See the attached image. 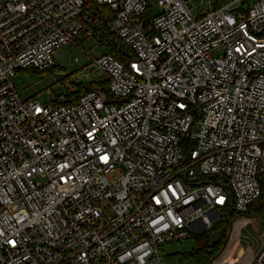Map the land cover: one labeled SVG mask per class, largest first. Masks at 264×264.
<instances>
[{"label":"built area","instance_id":"built-area-1","mask_svg":"<svg viewBox=\"0 0 264 264\" xmlns=\"http://www.w3.org/2000/svg\"><path fill=\"white\" fill-rule=\"evenodd\" d=\"M96 1L134 59H92L114 102L94 89L66 105L23 100L14 79L93 37L84 0H0V264H163L162 246L261 195L264 0H201L198 13ZM242 219L212 264H264V224L256 243Z\"/></svg>","mask_w":264,"mask_h":264},{"label":"rangeland","instance_id":"rangeland-1","mask_svg":"<svg viewBox=\"0 0 264 264\" xmlns=\"http://www.w3.org/2000/svg\"><path fill=\"white\" fill-rule=\"evenodd\" d=\"M186 1L194 13H198L203 7L201 0ZM155 9L157 10L156 7ZM96 40L98 39L94 37L87 38L79 42L78 45L65 46L56 51L54 53V66L48 71L24 70L18 72L14 83L20 97L23 100H31L40 96L44 103H48L53 97L67 95L72 90L74 91L76 84L105 78L104 73L95 70L92 66V59L106 54L105 49ZM218 220L214 222V225ZM242 220L247 221L242 227V235L253 237L257 243L262 234L264 214L253 219ZM241 225H244L242 221L236 224L239 228ZM195 248L196 243L193 239L162 246L163 264H201L195 259H186L182 256L183 253L191 252ZM243 259L244 254L237 262L240 263ZM242 263L245 264L246 260H243Z\"/></svg>","mask_w":264,"mask_h":264},{"label":"trees","instance_id":"trees-1","mask_svg":"<svg viewBox=\"0 0 264 264\" xmlns=\"http://www.w3.org/2000/svg\"><path fill=\"white\" fill-rule=\"evenodd\" d=\"M251 1L252 0H246L245 5L249 7ZM84 13L93 17V24L90 25L91 29H93V37L98 39L96 41L105 49L106 54L114 56L123 63H128L134 59L133 52L124 44L113 29L116 15L109 6L100 5L96 0H84ZM154 18L155 6L151 1L144 15L146 31L151 34H153V32L150 31L149 28ZM94 89L102 90L107 97L110 98L108 81L106 79H101L98 81L76 84L74 86V91L66 95V100L63 103L66 105L76 103L80 98ZM110 100L114 102L111 98ZM258 180L261 187L259 199L255 201L244 214L237 212L231 204L220 211L219 220L211 229L201 233H195L190 237V239L195 241L196 248L191 252L183 253V258L195 259L201 264H212V261L225 246L229 237V231L235 221L241 218L253 219L264 214V173L259 175Z\"/></svg>","mask_w":264,"mask_h":264},{"label":"bare ground","instance_id":"bare-ground-1","mask_svg":"<svg viewBox=\"0 0 264 264\" xmlns=\"http://www.w3.org/2000/svg\"><path fill=\"white\" fill-rule=\"evenodd\" d=\"M242 222H243V224H244V223H247V221H246V220H242ZM237 224H238V223H237ZM237 229H239V227H238V226H236V230H237Z\"/></svg>","mask_w":264,"mask_h":264},{"label":"water","instance_id":"water-1","mask_svg":"<svg viewBox=\"0 0 264 264\" xmlns=\"http://www.w3.org/2000/svg\"><path fill=\"white\" fill-rule=\"evenodd\" d=\"M230 231H231V229H230ZM230 231H229V234H230ZM224 248V247H223ZM223 250V249H222ZM222 252V251H221ZM221 252L220 253H218V255L216 256V257H218L220 254H221Z\"/></svg>","mask_w":264,"mask_h":264}]
</instances>
